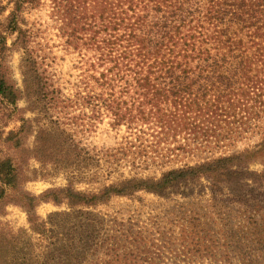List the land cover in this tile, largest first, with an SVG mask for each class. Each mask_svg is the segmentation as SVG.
Returning a JSON list of instances; mask_svg holds the SVG:
<instances>
[{
  "label": "trees",
  "instance_id": "obj_1",
  "mask_svg": "<svg viewBox=\"0 0 264 264\" xmlns=\"http://www.w3.org/2000/svg\"><path fill=\"white\" fill-rule=\"evenodd\" d=\"M44 1L16 0L5 31L0 27V110L3 117L12 113L10 108L36 114L34 120L21 117L20 131L9 133L7 141L18 148V137L34 131L36 124L38 150L66 174L69 184L36 197L20 188L21 170L13 159L0 160V202L17 194L30 224L19 234L7 232L8 264L36 259L31 244L36 237L47 243L42 264L46 259L49 264H84L100 240L107 244L101 236L103 222L86 209L141 193L188 199L203 192L205 182L214 199L227 193L228 201L249 219V231L234 240L236 250L244 239L251 255L264 246V220L250 210L253 203H262L264 137L252 149L163 171L185 156L241 139L264 123V0H49L67 50L79 57L80 75L67 88L50 74L37 35L23 17ZM8 36L14 37L11 46ZM14 52L21 54L22 88L7 67ZM21 101L27 104L23 110ZM106 120L115 130L126 128L127 148L121 153L132 155L131 165L142 161L145 170L156 165L160 176L125 178L97 192L76 188L79 179L91 180L109 165L111 156L101 158L76 141L77 134ZM252 165L263 169L255 171ZM113 166L108 169L118 170ZM43 203L66 205L70 213L42 220L36 210ZM182 222V247L192 258L234 264L239 257L232 253L233 240L218 237L200 216L192 214Z\"/></svg>",
  "mask_w": 264,
  "mask_h": 264
},
{
  "label": "rangeland",
  "instance_id": "obj_2",
  "mask_svg": "<svg viewBox=\"0 0 264 264\" xmlns=\"http://www.w3.org/2000/svg\"><path fill=\"white\" fill-rule=\"evenodd\" d=\"M16 0H0V27L4 32L7 26L9 15L14 10ZM51 3L46 0L42 6L36 9L28 10L24 13L27 25L37 35V42L41 44L43 54L47 58V66L50 74L59 80L64 88L69 86L79 75V57L77 54L69 52L65 46V40L61 38L58 25L53 16ZM14 37L8 36V45L11 46ZM21 64V54L14 52L9 58V73L17 87L22 88L23 79L19 65ZM67 92V90H66ZM27 107L25 101L19 103V109ZM4 113L0 110V160L11 158L20 167V188L35 195L41 196L52 189H63L68 186V177L63 171L50 166L47 157L42 155L38 150L36 143V124L35 128L27 129L21 134L19 147L17 143L8 142L7 137L11 132L18 133L23 123L21 117L34 120L36 114L32 113ZM11 114V116H9ZM67 128V127H66ZM69 133L75 134L73 129L67 128ZM127 137L126 128L118 130L110 126L109 120L98 125L89 133L82 135L77 134L76 141L85 150L99 155L101 158L107 157L109 165L113 164L118 170L108 169L109 165L104 161L98 175L91 180L85 181L79 179L76 182V188L84 192H97L104 185H109L119 180L139 177H158L161 170L157 166L151 165V168L145 170L142 161H137L138 167H133L132 155L125 158L122 149L127 148L125 138ZM264 137V123L261 128L255 132H250L241 139L227 142L220 148L209 149L205 152H197L183 159L177 160L166 165L163 168H177L185 164H195L207 158L219 156L222 154L232 155L242 152L246 149L256 147ZM120 152V153H119ZM45 161V162H44ZM44 162V163H43ZM134 169H133V168ZM255 171H261V165H252ZM85 178V177H81ZM87 178V177H86ZM25 179L27 181L25 182ZM96 179V180H95ZM92 180H95L92 181ZM206 189L200 194L188 199L175 196L170 200L160 199L154 195L141 193L136 198H115L108 205L100 206L96 209H86L85 213H92L104 227L102 229V240L98 246L94 247L90 256L84 264H119L120 262L135 259L139 264H216L210 261H197L196 257L192 258L188 249L183 248V241L180 236L183 235V218H188L192 214L200 216L201 219L209 223L210 227L217 233L218 237L227 236L233 240L231 250L234 255V264H264V246L258 247L251 255L249 248H244L246 239L241 245L242 248L236 250L238 243L235 239L241 238L244 231H249V219L242 216V209L232 205L227 198V193L213 198V194L205 182ZM262 203L255 205L253 209L257 210L256 214L259 219L264 220V188L260 191ZM260 200V199H257ZM20 200L17 194L11 192L0 202V264H8L10 261L9 250L5 248L6 234L13 231L19 234L21 231L29 230V217L26 211L18 205ZM69 214L70 210L66 205L56 206L53 203H43L36 210V216L47 221L53 214ZM59 218L58 220H60ZM30 235V234H29ZM29 238V236H28ZM26 240V237H25ZM43 239L36 237L31 240L36 252L34 259L30 264H42V260L47 255V243L39 242ZM99 240V239H98ZM109 242V243H108ZM1 247L5 249L2 250ZM123 252H129L127 258L119 259L116 255ZM249 256V259H240ZM198 258V257H197ZM143 260H147L144 261ZM21 262V261H20ZM45 262H50L46 259ZM126 264L125 262H123Z\"/></svg>",
  "mask_w": 264,
  "mask_h": 264
}]
</instances>
